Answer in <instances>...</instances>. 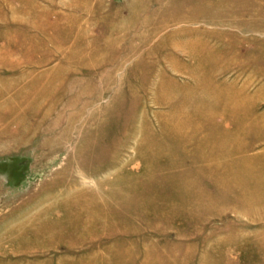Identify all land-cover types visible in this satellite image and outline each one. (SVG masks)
Segmentation results:
<instances>
[{
  "label": "rangeland",
  "instance_id": "obj_1",
  "mask_svg": "<svg viewBox=\"0 0 264 264\" xmlns=\"http://www.w3.org/2000/svg\"><path fill=\"white\" fill-rule=\"evenodd\" d=\"M17 11L34 36L12 48L2 23L0 62L20 68L2 73L34 97L0 115V264H187L198 249L195 264H264V0H0L4 20ZM161 174L240 194L212 204L205 239L155 229L157 194L140 199L146 231L121 234L131 193Z\"/></svg>",
  "mask_w": 264,
  "mask_h": 264
},
{
  "label": "crops",
  "instance_id": "obj_2",
  "mask_svg": "<svg viewBox=\"0 0 264 264\" xmlns=\"http://www.w3.org/2000/svg\"><path fill=\"white\" fill-rule=\"evenodd\" d=\"M19 12L20 11H17L15 15L12 14L9 19L6 18L7 20H4V16L0 14V40L3 36L2 23L5 22L10 23L9 28H12L11 32L15 34L14 36L11 35V38L17 37L16 38L17 41L15 43L11 42V44H12V48L14 47L16 49L24 47L18 44V38L25 37V35L29 34V31L31 33L35 31V18L33 16L32 17L28 16V14L23 15L22 12L20 13ZM33 36L34 35L32 33L31 37L33 38ZM1 45L2 42L0 41V55L2 54ZM8 64L12 65L11 63L5 64L0 62V115L2 114V111L5 109L7 103H15V104L26 103L29 99L31 98L33 99L34 97L33 94L34 91L29 90V87H32V84L29 85V83H31L32 80L23 79V78H12L11 76L3 75L2 72L5 69L18 70L19 68L18 65L15 66L14 69L12 67L7 68L6 65ZM185 134H192L193 136L195 135L199 136L200 137L199 140L201 142H199L198 144H202V138H203L202 136L205 135L204 133H200V132H196V134L193 132L185 133ZM158 161L160 162L158 163V165H160L161 167L166 166L167 162L164 161V159ZM192 165H193L192 160L187 161L185 164H183L182 168L180 169L184 172V174L187 172L189 173L191 171ZM154 183L149 186L141 187V189H139L138 191L131 193L132 195L134 193L138 194L136 197H133V199L129 198L132 204V206H130L131 208L124 206L122 208L123 212L121 217L114 219V223L112 222L113 227L117 230H120L121 234L122 233L126 234V232H130L131 230L138 232L145 230L146 226L144 225L145 224L144 218L141 219L145 211L143 210L141 212L140 208L142 207L143 204L141 203L140 199L145 194H149L151 196L152 194L153 195L157 194L158 196L156 195L157 196L156 199L155 200L150 199V203H149L150 208H153L154 206L157 207L156 214L153 213V210L148 212L153 217H157L155 219L156 223L158 221L160 222L159 227L155 229H159L162 232L169 231V233L171 234L174 230L175 231L193 230L195 231V233L192 234L193 236H196L197 238L205 239L207 233L209 232V227L211 225L212 219L210 220V218L208 217L204 220L203 217L215 215L218 213L220 214L221 210H215L214 208L221 209L222 208L221 206L225 205L224 200L227 198L226 192H228V196H230L229 193H232V191L235 190L236 192L234 191L232 196L236 197L240 194L239 190L241 189L240 187H237V185L235 184L236 183L235 179L234 180L227 179V177L212 179L209 182L210 185H208L207 187L205 185L206 181L204 182V180L196 183V181L192 179L191 176L189 177L187 176L184 178L183 176L179 177L177 175H171V174L169 175L165 174L163 176H160V179ZM153 189H155L156 191H153ZM222 195L224 196V200H221ZM212 204H215L213 210H211ZM126 208H129L130 212ZM132 210H134V214L132 213ZM141 213H143V215ZM166 214L172 216L170 220H167L169 221L167 225L166 223H164L165 220H163L162 218V216ZM195 215L200 216V219L196 220ZM182 216L187 217L185 221V223L188 224L187 226L186 225L183 226L182 221L184 220V218H182ZM150 220L154 221V219H150ZM49 236L50 235L48 234V237ZM196 251L197 252L191 256V259L187 261V264H195L200 261L201 259L200 250L198 249ZM138 257L139 260L137 259L136 261H134L133 264H139L141 262H144L145 257L143 256H138ZM124 262H128V261H124Z\"/></svg>",
  "mask_w": 264,
  "mask_h": 264
}]
</instances>
